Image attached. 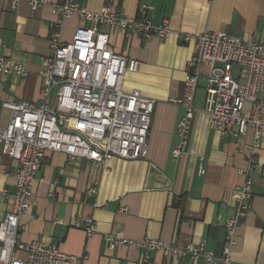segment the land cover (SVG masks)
Returning a JSON list of instances; mask_svg holds the SVG:
<instances>
[{
    "label": "crops",
    "instance_id": "1",
    "mask_svg": "<svg viewBox=\"0 0 264 264\" xmlns=\"http://www.w3.org/2000/svg\"><path fill=\"white\" fill-rule=\"evenodd\" d=\"M77 1L92 12L111 7L129 18L140 17L146 7L148 20H169L171 33L166 39H142L137 34L101 28L110 35L117 53L140 63L137 72L126 74L123 90H139L157 102L148 155L134 161L115 158L98 168L82 158L69 160L62 153L48 152L35 177L30 210L21 218L20 239L57 245L60 251L79 257L82 264H142L139 248L108 247L104 237L116 232L131 240L152 238L180 246L206 241L207 248L220 256L223 223L233 214L235 190L244 182L239 169L247 165V147L254 136L222 139L210 126L199 89L187 152L174 159L177 125L184 114L174 101L183 97L187 65L203 32L238 33L245 41L264 42V0ZM51 9L47 5L33 13L23 3L12 11L8 1L0 2V56L25 65L29 72L25 78L0 76V105L5 101L41 104V63L51 54L53 25H59L56 31L64 42H71L78 28L90 27L76 15L60 20ZM181 36L189 40L185 42ZM0 120H8V112L1 106ZM258 150L253 207L241 221L233 264H264V133ZM201 159L206 166L203 176L199 174ZM17 166L0 146V186L10 193L15 192ZM95 183L97 192L89 197L87 191ZM12 208L11 199L0 198V224ZM86 219L95 225L91 236L76 227ZM1 247L0 242V251ZM152 257L154 264H205L157 253Z\"/></svg>",
    "mask_w": 264,
    "mask_h": 264
},
{
    "label": "built area",
    "instance_id": "2",
    "mask_svg": "<svg viewBox=\"0 0 264 264\" xmlns=\"http://www.w3.org/2000/svg\"><path fill=\"white\" fill-rule=\"evenodd\" d=\"M8 1L16 11L27 3L33 13L51 5L60 20L78 16L90 25L80 27L71 42H64L59 25H53L51 54L43 60L41 71L42 103L5 101L0 105L8 112V120H0V146L6 157L18 163L14 172L15 192L0 186V198L13 201V208L0 224L1 264H82L74 255L60 251L57 245L39 241L23 242L21 218L30 210L35 177L48 152L62 153L69 160L83 159L96 167H105L109 160L145 159L156 100L144 97L139 90L125 92L123 81L127 73L139 70L140 63L117 53L111 38L101 28L118 29L137 34L142 39H166L171 33L168 19L154 23L145 17L121 15L111 7L92 12L77 0H0ZM188 41L189 37L181 36ZM183 97L176 104L184 114L177 125L178 142L172 150L174 159L187 152L195 115L198 90L205 92L204 111L210 126L226 138H245L253 134L247 147L248 161L239 173L244 177L235 190L234 211L223 223L225 239L220 256L199 244L165 243L161 240H131L122 232L104 237L111 250L131 245L141 251L142 264H154L152 254L165 258H189L205 264H233V249L237 245L241 221L253 207V173L257 165L264 133V42L243 40L238 33L205 31L197 37L195 53L187 65ZM28 77L25 65L0 56V76ZM201 159L199 174L206 173ZM97 192V183L87 191ZM76 227L87 236L95 225L86 219ZM18 253L24 256L20 257ZM86 257V256H85ZM84 257V258H85Z\"/></svg>",
    "mask_w": 264,
    "mask_h": 264
},
{
    "label": "rangeland",
    "instance_id": "3",
    "mask_svg": "<svg viewBox=\"0 0 264 264\" xmlns=\"http://www.w3.org/2000/svg\"><path fill=\"white\" fill-rule=\"evenodd\" d=\"M201 85V84H200ZM202 86V85H201ZM200 95L203 97V101H204V98H205V92L203 90L200 89Z\"/></svg>",
    "mask_w": 264,
    "mask_h": 264
}]
</instances>
